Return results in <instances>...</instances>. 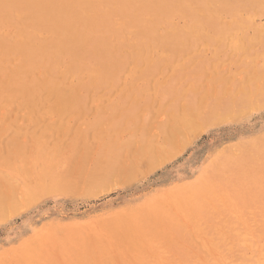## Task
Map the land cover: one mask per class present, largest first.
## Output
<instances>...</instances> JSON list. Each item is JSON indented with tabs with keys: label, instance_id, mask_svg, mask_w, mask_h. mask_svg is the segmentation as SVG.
Here are the masks:
<instances>
[{
	"label": "rangeland",
	"instance_id": "obj_1",
	"mask_svg": "<svg viewBox=\"0 0 264 264\" xmlns=\"http://www.w3.org/2000/svg\"><path fill=\"white\" fill-rule=\"evenodd\" d=\"M263 6L0 0V264H264Z\"/></svg>",
	"mask_w": 264,
	"mask_h": 264
},
{
	"label": "bare ground",
	"instance_id": "obj_2",
	"mask_svg": "<svg viewBox=\"0 0 264 264\" xmlns=\"http://www.w3.org/2000/svg\"><path fill=\"white\" fill-rule=\"evenodd\" d=\"M12 1V0H11ZM46 1V0H45ZM54 1V0H53ZM96 1V0H95ZM41 2H42V0H41ZM88 2V1H87ZM104 2V1H103ZM131 2V1H130ZM140 2V1H139ZM149 2V1H148ZM119 3V2H118ZM117 3V4H118ZM147 3V2H146ZM150 3V2H149ZM51 4V3H50ZM86 4V3H85ZM115 4V3H114ZM125 4V3H124ZM139 4V3H138ZM59 5V4H58ZM136 5V4H135ZM103 6H104V4H103ZM157 6V5H156ZM123 7V6H122ZM133 7H135V6H133ZM147 7H148V5H147ZM150 7V6H149ZM155 7V6H154ZM153 7V8H154ZM264 7V6H263ZM58 8V7H57ZM140 8V7H139ZM125 9V8H124ZM123 9V10H124ZM149 9V8H148ZM162 9V8H161ZM114 10V9H113ZM129 10V9H128ZM163 10V9H162ZM165 10H166V8H165ZM180 10V9H179ZM213 10V9H212ZM16 11V10H15ZM117 11V10H116ZM97 12V11H96ZM61 13V12H60ZM100 13V12H99ZM163 13V12H162ZM78 14V13H77ZM156 15H157V17L159 16L157 13H155ZM106 15V14H105ZM108 15V14H107ZM106 15V16H107ZM257 15V14H256ZM216 17V16H215ZM53 18V17H52ZM39 20V19H38ZM105 20V19H104ZM133 20H135V19H133ZM165 21V20H164ZM97 22H99V21H97ZM105 22V21H104ZM138 22V21H137ZM96 24H98V23H96ZM109 24V23H108ZM99 25V24H98ZM195 25V24H194ZM206 45V44H205ZM108 101V100H107ZM182 127V126H181ZM191 130H193V129H191ZM180 130H178V132H179ZM175 132V131H174ZM176 132H177V129H176ZM181 133V132H180ZM176 134V133H175ZM101 135V134H100ZM185 136L187 137V135H186V133H185ZM189 136V135H188ZM175 141V140H174ZM173 141V142H174ZM177 146V145H176ZM161 148H162V146H161ZM157 156L156 157H158L159 155H158V152H157V154H156ZM131 158V157H130ZM164 158V159H163ZM163 158H162V160L160 159V162L162 163V162H164L163 160H165L166 158L163 156ZM139 159V158H138ZM130 160V159H129ZM135 161H137V160H135ZM124 162V161H123ZM138 162V161H137ZM158 162H159V160H158ZM134 164V163H133ZM123 167V166H122ZM137 167V166H136ZM133 168H134V166H133ZM139 168V167H138ZM136 170V169H135ZM122 176H124L123 174H122ZM130 176V175H129ZM116 177V176H115ZM133 178V177H132ZM9 184V183H8ZM10 187V186H9ZM82 190V189H81ZM5 193V192H4ZM3 193V194H4ZM190 198V197H189ZM1 205H3V204H1ZM6 205V204H5ZM3 209V208H2ZM4 211V210H3ZM34 244H36V243H34ZM32 246V245H31ZM151 246V245H150ZM64 247V246H63ZM37 248H39V247H37ZM30 249H32L31 247H30ZM149 249V248H148ZM29 250V249H28ZM35 249H33V251H34ZM42 249H40L39 251H41ZM30 251V250H29ZM33 251H32V253H33ZM43 251H44V249H43ZM43 251H41V252H43ZM159 251V250H158ZM161 251V250H160ZM35 252V251H34ZM157 253H159V252H157ZM153 256V255H152ZM24 257V256H23ZM37 257V256H36ZM24 260V259H23ZM27 260V259H26ZM25 260V261H26ZM37 260V259H36ZM35 260V261H36ZM47 260V259H46ZM164 261V260H163Z\"/></svg>",
	"mask_w": 264,
	"mask_h": 264
},
{
	"label": "crops",
	"instance_id": "obj_3",
	"mask_svg": "<svg viewBox=\"0 0 264 264\" xmlns=\"http://www.w3.org/2000/svg\"><path fill=\"white\" fill-rule=\"evenodd\" d=\"M164 157H166L165 154H164ZM162 158H163V157H162ZM162 158H161V160H162ZM163 159H164V158H163ZM163 161H164V160H163ZM159 162H160V160H159ZM151 168H152V166H148V167H147V169H148L149 171L151 170Z\"/></svg>",
	"mask_w": 264,
	"mask_h": 264
}]
</instances>
